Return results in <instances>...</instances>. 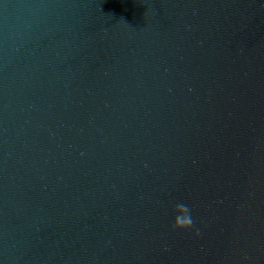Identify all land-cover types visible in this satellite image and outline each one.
Listing matches in <instances>:
<instances>
[{"label":"water","instance_id":"obj_1","mask_svg":"<svg viewBox=\"0 0 264 264\" xmlns=\"http://www.w3.org/2000/svg\"><path fill=\"white\" fill-rule=\"evenodd\" d=\"M0 264H264V0H0Z\"/></svg>","mask_w":264,"mask_h":264},{"label":"clouds","instance_id":"obj_2","mask_svg":"<svg viewBox=\"0 0 264 264\" xmlns=\"http://www.w3.org/2000/svg\"><path fill=\"white\" fill-rule=\"evenodd\" d=\"M171 212L173 216L174 226L185 229L195 228V220L192 214V208L183 201H175L172 204ZM196 234H199V229L196 228Z\"/></svg>","mask_w":264,"mask_h":264}]
</instances>
